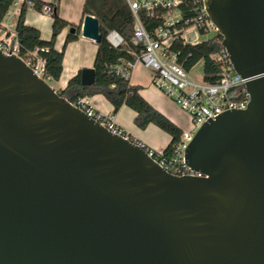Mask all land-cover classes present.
<instances>
[{"label":"water","instance_id":"obj_1","mask_svg":"<svg viewBox=\"0 0 264 264\" xmlns=\"http://www.w3.org/2000/svg\"><path fill=\"white\" fill-rule=\"evenodd\" d=\"M203 4L249 102L196 130L199 175L167 172L0 49V264H264V0ZM79 31L100 40L92 15Z\"/></svg>","mask_w":264,"mask_h":264},{"label":"built area","instance_id":"obj_2","mask_svg":"<svg viewBox=\"0 0 264 264\" xmlns=\"http://www.w3.org/2000/svg\"><path fill=\"white\" fill-rule=\"evenodd\" d=\"M134 18L132 41L142 46L138 51H129L133 60L124 61L116 65V71L124 78L129 79L131 68L135 63H141L152 72V84L170 98L189 117L192 128L182 131L179 140L169 159H165L163 148H151L129 136L110 115L96 111L86 96L80 97L74 104L88 116L106 127L110 132L122 135L144 148L147 155L156 161L163 169L174 175L199 173L191 170L184 161V151L196 130L208 119L214 118L225 110L244 109L249 102V93L245 82L247 77L236 73L230 63L226 50L211 54V58L220 62V77L215 83L201 80L195 82L189 79L188 70L177 62L178 54L171 49L172 42L180 38L185 43L197 44L201 35L213 31L215 27L205 12L203 0H126ZM26 2L31 8V0H13L3 19L0 21V30L4 32L0 37V49L6 54H15L22 58L33 72L46 80L44 76V60L36 51L26 55L19 54V41L16 32L9 29L14 24L10 17L18 16L21 5ZM54 3L53 1H50ZM53 3L43 4L40 13L51 15ZM140 13L154 21L157 25L151 30H145ZM6 18V19H5ZM3 20H6L3 23ZM201 29L204 30L201 33ZM207 39V38H206ZM106 40L117 47L122 44L121 35L110 30Z\"/></svg>","mask_w":264,"mask_h":264},{"label":"trees","instance_id":"obj_3","mask_svg":"<svg viewBox=\"0 0 264 264\" xmlns=\"http://www.w3.org/2000/svg\"><path fill=\"white\" fill-rule=\"evenodd\" d=\"M13 0H0V21L9 9ZM36 11H40L43 4L53 2L43 0H31ZM58 0H54L51 13V35L48 40L42 39L39 30L25 23L26 2L21 5L20 13L16 17L14 30L19 41V54L26 55L36 51L37 55L44 60V76L48 82L57 81L62 71V59L66 43L75 40L79 33V25L68 22L57 13ZM55 10V12H54ZM82 16L92 15L98 19L100 40L96 42L97 48L92 67L95 70V83L82 86L80 83L79 70L72 76L64 88L59 89V95L73 104L83 96L95 93L102 94L112 105V111L116 112L119 107L126 105L135 112L134 124L139 128H145L148 124H154L170 135V141L163 147V156L167 160L174 151L179 140L181 129L176 126L164 114L150 105L139 93V86L132 85L128 78H124L116 71V65L133 60L129 51H138L142 46L132 41L134 18L126 0H84ZM142 24L147 31H151L158 23L140 13ZM76 26L75 33H68L62 47L55 48V39L65 27ZM110 30L117 31L123 41L122 44L113 47L107 40L106 34ZM204 30L201 29V33ZM222 37L215 32L211 37L201 40L197 44H189L177 38L171 44V49L178 54L177 62L186 70L203 61V76L205 82L215 83L219 80L221 69L220 62L212 59L211 54L220 50Z\"/></svg>","mask_w":264,"mask_h":264},{"label":"crops","instance_id":"obj_4","mask_svg":"<svg viewBox=\"0 0 264 264\" xmlns=\"http://www.w3.org/2000/svg\"><path fill=\"white\" fill-rule=\"evenodd\" d=\"M53 1V0H43ZM84 0H58L57 13L65 20L75 25H81L82 6ZM52 18L33 8L25 11V23L36 27L42 39L48 40L51 35ZM69 26L63 28L55 39V48L60 49L68 34ZM97 44L93 39L78 33L75 40L65 45L62 71L57 81L58 88H64L67 81L79 70L92 67ZM151 70L141 63H135L131 68L129 82L139 86L141 96L155 109L170 119L181 131L185 127V117L188 115L180 109L170 98L157 89L151 82ZM90 105L98 112L112 116L113 120L133 139L142 142L151 148H163L170 141V135L154 124H148L145 128L137 127L133 120L135 112L122 105L116 112L112 111L111 103L100 93L86 96Z\"/></svg>","mask_w":264,"mask_h":264},{"label":"rangeland","instance_id":"obj_5","mask_svg":"<svg viewBox=\"0 0 264 264\" xmlns=\"http://www.w3.org/2000/svg\"><path fill=\"white\" fill-rule=\"evenodd\" d=\"M6 19V18H5ZM10 22H12L13 24L15 23L16 21V16H11L10 17ZM6 20H3V23H5ZM13 26H9V29L13 30ZM4 30L1 29L0 30V37H2V34H3ZM216 31L213 30V31H208V32H205L204 34L201 35V39H206V38H209L211 37ZM188 76H189V79L192 80V81H195V82H200L202 79V76H203V61L200 60L198 61L195 65H193L189 71H188ZM50 86L56 91L58 92L59 91V88H58V84L55 82V81H52V82H49ZM185 127L182 129V131H186L188 129H191L192 128V125H191V121L189 119V117H185Z\"/></svg>","mask_w":264,"mask_h":264}]
</instances>
